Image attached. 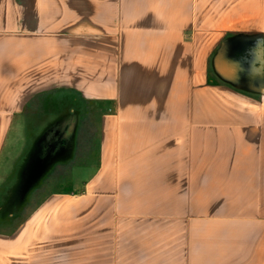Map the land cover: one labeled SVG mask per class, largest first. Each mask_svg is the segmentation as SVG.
Here are the masks:
<instances>
[{"label":"crops","instance_id":"crops-1","mask_svg":"<svg viewBox=\"0 0 264 264\" xmlns=\"http://www.w3.org/2000/svg\"><path fill=\"white\" fill-rule=\"evenodd\" d=\"M4 189L0 264H264V0H0Z\"/></svg>","mask_w":264,"mask_h":264},{"label":"rangeland","instance_id":"rangeland-1","mask_svg":"<svg viewBox=\"0 0 264 264\" xmlns=\"http://www.w3.org/2000/svg\"><path fill=\"white\" fill-rule=\"evenodd\" d=\"M43 103L40 100H36L34 103H32V106L29 110V116L26 118V131L28 133V137H30L33 132L36 131V129H38L39 126H41L43 124L44 121H48L49 120V116L47 118H44V112L42 110ZM79 111V118H80V135L83 136L84 140V144L82 146V149H80V160L84 161L86 159H89L88 156L91 158L92 154H94V142L96 139V134H97V118L99 113L102 111L100 105L98 104H91V103H86L84 104V106H82L81 109L78 110ZM89 141V142H88ZM87 149L86 153H84V149ZM91 150V151H90ZM88 151H90V155L88 153ZM88 153V155H87ZM22 158V157H21ZM21 158L16 159V161L11 162V164L14 165V169L12 171L11 174H9L6 178V181L9 179V181H7L6 186L10 187V185L12 184V181L14 179V172L16 170V168L18 167V165L21 162ZM56 179V180H55ZM55 179H53L52 182H49L46 184V188L44 190H42V194H46L48 192H51L52 190H56L57 189V184H60V178L56 177ZM8 189V188H6ZM6 189L2 190L0 192V205L4 202V200H6ZM27 194V193H26ZM41 194V192H40ZM42 195H38L36 198H34V200L28 205L27 210L31 209L32 207H34V205H36L42 198ZM28 197H26V195L24 197H21V205L24 206L25 203H27ZM21 206V207H22ZM26 210V211H27ZM25 211V212H26ZM25 212H22L21 215L19 214H5V215H1L0 214V232L2 233H8L12 230V228L14 227V225L19 222L22 217L26 214Z\"/></svg>","mask_w":264,"mask_h":264},{"label":"water","instance_id":"water-1","mask_svg":"<svg viewBox=\"0 0 264 264\" xmlns=\"http://www.w3.org/2000/svg\"><path fill=\"white\" fill-rule=\"evenodd\" d=\"M25 196V192H24V194L22 195V197H24Z\"/></svg>","mask_w":264,"mask_h":264}]
</instances>
